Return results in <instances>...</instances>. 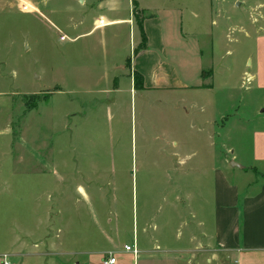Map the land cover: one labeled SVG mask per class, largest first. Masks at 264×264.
I'll use <instances>...</instances> for the list:
<instances>
[{
  "label": "rangeland",
  "instance_id": "obj_1",
  "mask_svg": "<svg viewBox=\"0 0 264 264\" xmlns=\"http://www.w3.org/2000/svg\"><path fill=\"white\" fill-rule=\"evenodd\" d=\"M136 1L152 20L147 59L167 90L132 87L119 71V90L106 93V74L141 47L139 26L134 17L135 26L88 33L97 17L129 20L132 0L108 4L112 12L99 9L102 0H0V257L13 264H36L27 256L41 236L26 233L46 212L60 223L74 216L73 230L79 215L80 228H118L122 245L133 243V221L141 229L152 214L169 235L184 231L172 200L213 197L220 159L230 161L243 139L250 147L264 109L250 79L264 65V0ZM211 71L213 82L202 77ZM176 81L192 89L174 90ZM27 103L38 108L28 113ZM211 143L215 185L209 168L205 180L194 161L180 164L195 149L196 160L206 150L210 158Z\"/></svg>",
  "mask_w": 264,
  "mask_h": 264
},
{
  "label": "crops",
  "instance_id": "obj_2",
  "mask_svg": "<svg viewBox=\"0 0 264 264\" xmlns=\"http://www.w3.org/2000/svg\"><path fill=\"white\" fill-rule=\"evenodd\" d=\"M102 1L99 9L112 12V7L107 5L117 0ZM138 6L140 11L146 10L141 8L139 3ZM133 9L132 0L129 20L107 19L105 16L95 18L94 27L88 35L107 27L124 24L135 26ZM261 17L264 20V16ZM102 21L105 22L104 27L99 26ZM151 21L146 20L143 25L148 41L147 47L152 44L148 28ZM154 22L160 31V20L159 22L154 20ZM158 42L160 43V40ZM141 43L140 35L136 47H139ZM147 55V49L138 50L127 60L131 61L129 67H127V61L115 65L112 69L113 74L110 72L104 78L106 93H115L119 90L120 79L115 73L119 71L124 75L128 72L132 87L135 85L134 76L139 75L143 79L144 89H169L161 78L157 62H153L152 66ZM152 57H154L153 61L157 58L156 55ZM262 60H264V54ZM208 76L213 82L215 73L211 71L202 74L203 78ZM250 79L256 84L257 91H264V65L262 70L258 67L256 74L250 76ZM212 82L211 85H203L206 87L193 89H213ZM176 86L174 90L192 89L179 81H176ZM60 92V90L57 91V93ZM37 108L38 106L28 113L34 112ZM254 121L256 124L254 131L250 134V147L245 146L243 139L240 147L232 151L234 156L230 161L220 159V166L216 173V194L214 193L213 197L181 194L170 203V208L179 219V227H183L184 231L181 228L173 236L169 235L164 232L163 227L160 229L155 224L156 215L152 214L142 219L141 229L138 220L137 229L133 221L131 232L133 243L122 245L120 241L122 232L118 228L103 230L102 225L96 222L91 228H80V225H84L79 222V215L77 216L79 228L73 230L74 216H68L62 224L51 212H46L44 216H39L36 229L26 233L32 240L35 235L41 236L39 242L35 241V244L30 247L32 252L27 257L33 258L36 264H56L53 260L50 262L46 260L54 255L69 257L61 264H104L110 254L116 258L115 264H264V109L261 106L256 111ZM202 154L203 152L196 149L190 155L186 152L185 158L180 159V164L185 166L187 162L194 161L192 170L199 171L205 180L209 168L213 172L215 185L212 143L209 151L211 157H204L208 154L206 150L205 155L196 160ZM184 183L185 181L181 180L179 184L183 186ZM78 192L86 202H90V197L81 186L78 187ZM164 202L167 203V201ZM54 228L57 230L55 235ZM126 246L135 248L138 254L126 252ZM26 248L28 244L23 241L18 245L21 251Z\"/></svg>",
  "mask_w": 264,
  "mask_h": 264
},
{
  "label": "trees",
  "instance_id": "obj_3",
  "mask_svg": "<svg viewBox=\"0 0 264 264\" xmlns=\"http://www.w3.org/2000/svg\"><path fill=\"white\" fill-rule=\"evenodd\" d=\"M133 6H134V9H133V15L138 23V26H139V30H140V35H141V40H142V43H141V47L139 50H144V49H147V37H146V34H145V31H144V16H143V13L142 11L139 10V6H138V2L136 0H133ZM142 15V16H141ZM135 86L136 88H141L143 87V79L141 76L139 75H135ZM36 108V105L34 106H31L29 103H27V110L30 111L32 109Z\"/></svg>",
  "mask_w": 264,
  "mask_h": 264
},
{
  "label": "built area",
  "instance_id": "obj_4",
  "mask_svg": "<svg viewBox=\"0 0 264 264\" xmlns=\"http://www.w3.org/2000/svg\"><path fill=\"white\" fill-rule=\"evenodd\" d=\"M125 251L126 252H132L134 255L138 254V251L135 248L133 249V248L127 247V246L125 247ZM0 260H1V264H13L10 261V257L8 255H4V256L0 257ZM115 263H116V258L114 257L113 254H110L108 256V259L104 262V264H115Z\"/></svg>",
  "mask_w": 264,
  "mask_h": 264
}]
</instances>
